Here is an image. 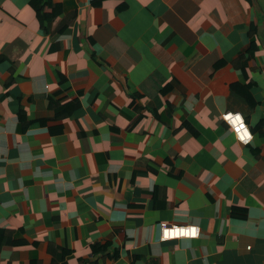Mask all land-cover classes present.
Masks as SVG:
<instances>
[{
    "label": "crops",
    "instance_id": "1",
    "mask_svg": "<svg viewBox=\"0 0 264 264\" xmlns=\"http://www.w3.org/2000/svg\"><path fill=\"white\" fill-rule=\"evenodd\" d=\"M32 1L0 0V264H264V0Z\"/></svg>",
    "mask_w": 264,
    "mask_h": 264
},
{
    "label": "built area",
    "instance_id": "2",
    "mask_svg": "<svg viewBox=\"0 0 264 264\" xmlns=\"http://www.w3.org/2000/svg\"><path fill=\"white\" fill-rule=\"evenodd\" d=\"M221 117L239 142L248 144L252 140L253 134L240 113L227 111ZM160 226L161 238L163 240L182 237L196 238L199 235V227L196 225L167 224L166 222H162Z\"/></svg>",
    "mask_w": 264,
    "mask_h": 264
},
{
    "label": "trees",
    "instance_id": "3",
    "mask_svg": "<svg viewBox=\"0 0 264 264\" xmlns=\"http://www.w3.org/2000/svg\"><path fill=\"white\" fill-rule=\"evenodd\" d=\"M101 3V0H93L92 1V5L93 4H100ZM49 3L45 0L43 1H39V0H33L32 1V7L34 8L35 10V13L37 15V17L39 18V22L41 24H44L45 22L49 23L51 20H52V16L51 15H48L47 13L44 12L43 8L45 5H48ZM148 57L146 56L145 60H147ZM149 60V59H148ZM172 84L171 82L168 83L167 85H165L163 88H162V91H165L166 88L170 87ZM230 90L233 94H235L237 96V93L238 95L240 96H244V98H248L249 97V91H248V86H245L243 88V90H239L237 88V85H231L230 86ZM247 95V96H246ZM263 126V124H262ZM258 127H261V124L258 125ZM251 130V129H250ZM252 132V131H251ZM253 134V133H252ZM254 136V135H253Z\"/></svg>",
    "mask_w": 264,
    "mask_h": 264
},
{
    "label": "clouds",
    "instance_id": "4",
    "mask_svg": "<svg viewBox=\"0 0 264 264\" xmlns=\"http://www.w3.org/2000/svg\"><path fill=\"white\" fill-rule=\"evenodd\" d=\"M253 138V137H252Z\"/></svg>",
    "mask_w": 264,
    "mask_h": 264
}]
</instances>
